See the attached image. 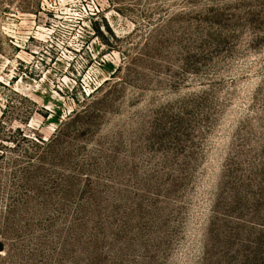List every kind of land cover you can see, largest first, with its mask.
<instances>
[{"label": "rangeland", "instance_id": "rangeland-1", "mask_svg": "<svg viewBox=\"0 0 264 264\" xmlns=\"http://www.w3.org/2000/svg\"><path fill=\"white\" fill-rule=\"evenodd\" d=\"M0 243L264 264V0H0Z\"/></svg>", "mask_w": 264, "mask_h": 264}, {"label": "trees", "instance_id": "trees-1", "mask_svg": "<svg viewBox=\"0 0 264 264\" xmlns=\"http://www.w3.org/2000/svg\"><path fill=\"white\" fill-rule=\"evenodd\" d=\"M87 113L88 112L86 110H83L80 113H77V112L73 113V115L69 116L67 124L71 123L72 121H74L75 119H77L79 117H82L83 115H86ZM84 117H87V116H84ZM60 132H61V130L60 131L58 130V135H55L52 139H50L48 141H44L42 139H35L33 141V144L36 147V150H38V152L36 154V159L39 160V162H38L39 164L43 163V161H42L43 157H42L41 151L44 152V151H46V149L50 148L51 145H53V143H55L57 141ZM10 212L13 213V211H11V209L8 211V213H10ZM3 252H4V247H3L2 243H0V253H3Z\"/></svg>", "mask_w": 264, "mask_h": 264}]
</instances>
